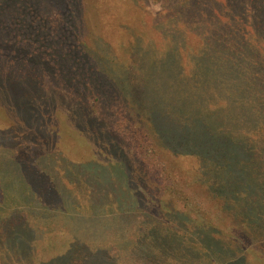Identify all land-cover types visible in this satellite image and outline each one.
<instances>
[{
    "label": "trees",
    "instance_id": "16d2710c",
    "mask_svg": "<svg viewBox=\"0 0 264 264\" xmlns=\"http://www.w3.org/2000/svg\"><path fill=\"white\" fill-rule=\"evenodd\" d=\"M83 7L84 0H0V122L9 124L0 133L13 152L0 153V204L20 199L41 214L45 207L63 210L84 235L65 253L37 262L30 239H37L38 229L24 227L28 210L13 209L0 215V264L264 259V0H176L165 22L154 25L156 36L135 35L128 63L114 69L100 65V50L108 54L110 46L103 48L97 33L95 41L87 39ZM50 81L52 90L44 97ZM66 98L84 113L75 120L68 102V119L84 136L80 142L111 151L108 164L128 163L153 197L150 207L114 187L99 150L97 160L82 154L64 159L74 169L66 183L56 178L61 202L40 194L35 183L46 190L48 176L33 171L24 153L61 151L59 126H50L60 105L67 108ZM15 151L21 158L12 159ZM161 152L194 158L191 174ZM196 192L206 204L193 197ZM81 193H88L91 210L78 219L74 209ZM111 194L116 214L110 212ZM96 224L116 231L120 243L86 242L85 236L107 238Z\"/></svg>",
    "mask_w": 264,
    "mask_h": 264
},
{
    "label": "rangeland",
    "instance_id": "374dc122",
    "mask_svg": "<svg viewBox=\"0 0 264 264\" xmlns=\"http://www.w3.org/2000/svg\"><path fill=\"white\" fill-rule=\"evenodd\" d=\"M175 1L176 0H134L130 2L127 0H84V7L82 9H79L82 10L81 14L84 13L87 19V26L89 24L88 28L84 29L86 33L88 32L87 39L89 41H95L94 35L97 33L99 38L104 39V41H102V47L106 49L105 44L108 45L106 42H108V46H110L108 54H105L99 49L100 58L102 56L103 59H105L104 62H100V65L102 67H112V69H114V67L118 68V63H121L123 65H125V63H128V57L130 54V46L128 43L130 42V40H132L137 34L143 35L144 37L156 36L154 35V25L159 21H163L166 14L165 11L170 8V6L175 3ZM109 52L112 53V55ZM113 53L115 58L112 57ZM108 63H110L112 66H110V64L107 65ZM106 69L111 71L108 68ZM45 86L46 87H44V89H46V91L42 94L44 97H47V94H49L52 90L51 81L47 82ZM71 101L72 100L66 98V107L69 102V107L71 108L70 111L73 115H76L75 120L79 119V121H81V119L84 117V113L80 110L79 105L76 102ZM60 106L62 107V110H56L55 114H53L54 116L52 118V122L55 125L50 127L59 126L60 137L58 139V144L61 145V149H59L61 151L54 155L42 156H34L28 153H24V156L26 157L25 160H27L28 162H32L33 171H37L40 174H46L48 176L46 179L48 180L49 184H46V190H40L39 188H44V186H40L37 182L35 183V186L39 190L40 194L42 196L47 195L44 197L45 199H51L52 196L55 195L56 202H58V199L59 202H61L64 197L58 190V188H60V183L56 181V178L58 177L59 179L61 177L63 178L62 182L66 183L69 180L70 176V174H68L67 172L74 169L72 163L69 164L64 159L66 158L70 161V157H74L71 155H75L78 158L82 154L83 159H88L89 157V159L97 160L99 157V152L95 154V151L99 150L102 153L99 160L100 162H102V166L104 164V168H106L107 170V175L111 176L114 187L117 186V188L121 189V192L127 190V192L131 193L133 198L138 203H140L141 205H145V207H150V205H152L153 197L151 196L150 192H147L146 189L143 188L141 184H139L138 179L134 178L131 166L123 160H117L115 162L113 161L112 164H108L106 161V155L111 158V151L106 153V149H103L101 146L98 147V145H96V148L98 149H90L88 143H86L85 141L80 142V140H82L84 136L80 135L76 131L74 125L72 126L71 121L68 119V117L71 115L70 112H68V107L65 109L62 105ZM96 115L97 117L101 116L100 112H96ZM7 126H9L8 123L0 122V132L2 131L1 128H7ZM86 137L90 142L93 140L94 143L95 140L93 138H89L88 136ZM120 137H122L121 134ZM0 139L2 140L0 142V153L9 151L12 152L6 146L8 143L4 142V133H0ZM127 150L132 151L131 149ZM112 151L116 153L115 149H112ZM161 153L160 155L163 159H167V156L171 155L172 162H174L176 168L185 171V173H187L188 175L191 174L192 168L195 166L196 161L194 158H180L175 157L171 153ZM19 154L20 153L18 151H15V154L12 155V159L15 160L17 156L21 158ZM67 155L69 157H67ZM77 158L76 160H79ZM77 162L79 161H76V163L74 164H77ZM131 165L134 166L133 162H131ZM133 170L135 171L134 168ZM147 183L150 189V185L152 186V184L149 180H147ZM153 188L155 190V187ZM144 189L146 193H144ZM185 189L188 193V188L185 187ZM192 194L193 197H198L202 205L206 204L207 201L199 192ZM87 195L88 193H81V195L79 196L80 200L78 201V204L76 205L75 203L77 207L74 209V211L78 214L76 215V218L78 219L80 217L90 215L91 204H89L90 200L87 199ZM176 195L180 200L184 201L182 194L176 193ZM111 196L112 197L110 203H112V209H110V212L116 214L117 205L116 200H114L116 196L113 194H111ZM2 197L3 195L0 190V203L3 201H1ZM65 200L66 202L64 204L70 205L69 201L66 198ZM14 205H18L17 208H14ZM54 205L55 207H58L56 204ZM154 205H156V203ZM32 207L35 206L28 205L24 200L19 199L18 201H9V203L7 204H0V215H3L4 218V216L6 217L8 215V211L11 212L13 209L28 210L29 215H26L27 217L23 219L22 223L24 224V227L27 226L33 229H38L37 239H30V243L32 242L36 246L37 253L35 255V260L37 262H39L40 260H49L56 255L65 253L69 248V244L73 243V240H77L79 236H84L82 235L83 233H81V231L77 232V225L73 226L71 224V222L67 218V212L66 215L65 213H62L63 210L60 211L55 208L57 211H53V209H50L51 207H45V209L41 210V212H43L41 214L38 211L34 210V208ZM69 209L72 211V208ZM43 214H46V216L49 217H45ZM39 215H41V217H39ZM105 216L109 217L108 214H105ZM94 228H97L99 231H101L107 238H105L104 240H97L95 237L93 238V236H91L90 238L89 236H85V240L89 244L110 246L120 243L117 240L118 233L116 231L107 232V229L99 224H96ZM89 234L91 235V233ZM258 258L259 257L257 255H255V257L253 258L256 261L255 264H264V259Z\"/></svg>",
    "mask_w": 264,
    "mask_h": 264
}]
</instances>
